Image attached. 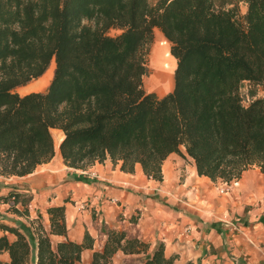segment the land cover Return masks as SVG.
Here are the masks:
<instances>
[{
  "label": "trees",
  "instance_id": "trees-1",
  "mask_svg": "<svg viewBox=\"0 0 264 264\" xmlns=\"http://www.w3.org/2000/svg\"><path fill=\"white\" fill-rule=\"evenodd\" d=\"M156 29L177 61L174 88L163 97L143 82ZM53 64L45 92H17ZM246 83L253 98L247 106ZM260 86L264 0H0V175L23 177L49 163L58 129L71 168L110 159L127 173L139 164L162 182L165 161L177 154L192 158L199 176L231 185L251 168L264 173ZM32 199L17 192L6 198L13 208L25 205L27 216ZM48 215V230L34 220L36 243L0 224L8 233L0 235V264L82 261L94 238L87 232L82 243L69 239L64 206ZM106 235L90 264H112L118 252L141 264H175L162 243L150 253L149 243L126 231Z\"/></svg>",
  "mask_w": 264,
  "mask_h": 264
},
{
  "label": "crops",
  "instance_id": "crops-1",
  "mask_svg": "<svg viewBox=\"0 0 264 264\" xmlns=\"http://www.w3.org/2000/svg\"><path fill=\"white\" fill-rule=\"evenodd\" d=\"M162 170L159 182L139 164L134 173L121 171L110 159L75 169L56 154L27 176L0 175V224L18 228L36 243L34 220L40 218L48 230V209L64 206L69 239L82 243L88 232L95 240L79 264L91 263L111 230L138 236L151 245L150 253L164 244L166 257L176 258L175 264H264V173L259 168L245 171L231 185L199 176L189 156L171 154ZM11 192L33 198L28 216L25 205L13 208L6 200ZM82 202L88 210L79 209ZM120 255L130 257L118 252L113 261Z\"/></svg>",
  "mask_w": 264,
  "mask_h": 264
},
{
  "label": "bare ground",
  "instance_id": "bare-ground-1",
  "mask_svg": "<svg viewBox=\"0 0 264 264\" xmlns=\"http://www.w3.org/2000/svg\"><path fill=\"white\" fill-rule=\"evenodd\" d=\"M158 34L169 44L161 32H158ZM176 66L177 64L169 53L155 48L150 56V67L154 72L151 79H149L151 85L157 86L159 89H167L170 87L173 90ZM54 67L55 65L53 64L49 71L39 80V83L34 84L30 89L34 90L41 85L47 88L52 80ZM52 134L55 141L56 154L60 156V145L64 140V134L60 135L55 132Z\"/></svg>",
  "mask_w": 264,
  "mask_h": 264
},
{
  "label": "rangeland",
  "instance_id": "rangeland-1",
  "mask_svg": "<svg viewBox=\"0 0 264 264\" xmlns=\"http://www.w3.org/2000/svg\"><path fill=\"white\" fill-rule=\"evenodd\" d=\"M242 12L245 13V9L243 7H242ZM120 33H121L120 30H111L109 34L111 36H117ZM155 48H159L160 50L169 53L171 55V57L174 59L176 64H177V61L171 54V44L170 43L168 44L162 38V36H160L158 34V32L155 31L153 41L147 47V59H146L147 75L144 77L143 82H144V89L146 90V92L154 93L158 97H163L172 91L170 89V87H168L169 89L168 88L167 89H159L157 86L155 87V86L151 85V81H149V79H151L152 75L154 74V72L152 71V69L150 67V56H151V54ZM39 80H36V81L34 80L30 84H28L27 86L18 88L17 92L21 95H26V94H29L32 92H42V91L45 92L49 86L47 88L46 87H43V88L37 87L34 90L30 89L31 86L39 83ZM243 90L248 92L249 91V84L246 83L243 87ZM257 98H264V87L263 86H260L257 88ZM225 188H227V187H225ZM54 241L56 242V239H54ZM112 264H141V263H140V260L137 259V257H123L122 255H120L119 257H116V259L113 261Z\"/></svg>",
  "mask_w": 264,
  "mask_h": 264
},
{
  "label": "built area",
  "instance_id": "built-area-1",
  "mask_svg": "<svg viewBox=\"0 0 264 264\" xmlns=\"http://www.w3.org/2000/svg\"><path fill=\"white\" fill-rule=\"evenodd\" d=\"M241 96H242L243 104H244L245 106L249 105L250 102L253 100V98H251V97L249 96L248 92L244 91L243 89L241 90ZM237 182H238V181H237ZM226 185H227V184H226ZM78 207H79V209L82 210V211H86V210H88V208H89V207H88V204H87V203H84V202L79 203V204H78Z\"/></svg>",
  "mask_w": 264,
  "mask_h": 264
}]
</instances>
